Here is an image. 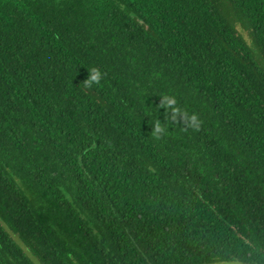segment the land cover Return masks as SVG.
I'll return each mask as SVG.
<instances>
[{"label":"trees","instance_id":"trees-1","mask_svg":"<svg viewBox=\"0 0 264 264\" xmlns=\"http://www.w3.org/2000/svg\"><path fill=\"white\" fill-rule=\"evenodd\" d=\"M18 239L40 264H264V0H0V264H38Z\"/></svg>","mask_w":264,"mask_h":264},{"label":"clouds","instance_id":"clouds-1","mask_svg":"<svg viewBox=\"0 0 264 264\" xmlns=\"http://www.w3.org/2000/svg\"><path fill=\"white\" fill-rule=\"evenodd\" d=\"M102 73L96 69V68H92L89 72H88V76L87 79H85V86H91L94 83H98L99 80L101 79ZM162 102L164 104V108L166 109V111H168L170 109V116L168 113V119H170L171 121L175 122L177 121V117H181L182 120H184L186 122V127L196 131L199 129L200 127V122L198 120V118L194 115H187L186 113H183L180 109H178L177 107H175L176 101L174 97L171 96H164L162 97ZM166 123V122H165ZM165 123H161L160 120L157 119V121L152 124L151 127V136L159 139L162 136H164L167 132V128L164 126Z\"/></svg>","mask_w":264,"mask_h":264},{"label":"rangeland","instance_id":"rangeland-1","mask_svg":"<svg viewBox=\"0 0 264 264\" xmlns=\"http://www.w3.org/2000/svg\"><path fill=\"white\" fill-rule=\"evenodd\" d=\"M241 32L243 33L244 37H245L247 40H250V39L248 38V35H247V33H246L245 31L241 30ZM17 243H19V244L23 247V249H24V251L26 252V254H27L29 257H31L32 260L36 259V261L38 262V264H40V262L38 261V259L32 254V252L29 250V248L25 247V246L23 245V243H22L19 239L17 240Z\"/></svg>","mask_w":264,"mask_h":264}]
</instances>
